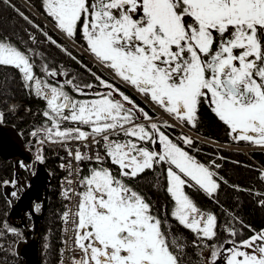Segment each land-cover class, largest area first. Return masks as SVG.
<instances>
[{"label":"snow or ice","instance_id":"1","mask_svg":"<svg viewBox=\"0 0 264 264\" xmlns=\"http://www.w3.org/2000/svg\"><path fill=\"white\" fill-rule=\"evenodd\" d=\"M0 3L39 29L12 0ZM41 3L56 30L73 42L82 39L83 50L98 64L176 122L157 123L94 72L98 84L81 86L74 83L75 77L68 79L67 72H58L46 62L37 69L35 57L40 54L0 35V67L16 70L24 87L45 101L42 115L47 124L31 133L38 137L37 142H80L85 148L92 144L103 148V154L97 150L94 155L68 149L78 164L88 161L97 165L81 177L82 191H65L67 199L71 193L79 197L75 211H65L63 220L73 225L74 243L83 253V264H182L177 252L183 245L169 239L171 230L164 229L168 221L154 212L149 199L129 181L166 166L162 171L171 204L166 215L195 235L193 243L217 239V216L202 210L195 194L215 198L222 177L174 142L165 130L177 124L196 128L200 107L207 104L233 139L264 148V0ZM43 35L72 56L47 32ZM28 40L37 42L31 34ZM61 76L65 79L59 80ZM69 86L78 96L91 98H75L67 90ZM101 88L104 91L98 90ZM69 124L72 126H66ZM179 140L195 148L191 137L181 135ZM36 159L43 163L39 151ZM106 160L118 174L104 166ZM21 167L28 166L21 163ZM260 178L264 180V173ZM8 183L14 181H5ZM260 203L264 205V199ZM244 227L253 233L246 239H238L237 229L229 226L227 246L208 244L205 264H264V229ZM5 228L16 232L7 225ZM73 264H79L75 257Z\"/></svg>","mask_w":264,"mask_h":264},{"label":"flooded vegetation","instance_id":"2","mask_svg":"<svg viewBox=\"0 0 264 264\" xmlns=\"http://www.w3.org/2000/svg\"><path fill=\"white\" fill-rule=\"evenodd\" d=\"M12 3L16 6V8L20 9V11H22L28 17L29 14L33 15L34 18L31 19L29 17V19H31L35 24L39 25L40 27L39 29L33 28L24 19H22L12 7H10L9 5L2 4L5 11L17 15L24 23L23 26L24 31L22 32L21 35L15 37L11 36L9 34V31L5 29L2 30L3 31L2 35L10 36L12 39H14V41L18 42L21 48L30 47L34 49L36 53L40 54L35 57L37 69H39L41 63L46 62L50 68H55L58 72H67L68 79L75 77L74 83L79 84L81 86H83V84L85 83L98 84V82L92 76V73L94 72L97 75L101 76L102 78L113 83L116 87H118L121 92L129 96L137 105H139V107L143 108L146 112H148L149 115H151L157 123H162L164 121H167L170 124L176 123L170 116H168L167 113H164L162 109L152 104L150 100L146 99L143 95L138 93L132 87L122 83L119 79L114 78L113 74L109 70L104 69L100 64H98L91 54L86 53L83 50L84 41L82 39L77 37L76 41L73 42L71 40H68L63 34H61L58 30H56L54 28L53 23L51 22V19L47 17L46 14L44 13L41 0H12ZM43 32H47L59 44L63 45L64 48L69 49L70 52L72 53V56L76 57V59L75 60L72 59V56H69L60 48H57L55 45L49 43L47 39L44 37ZM30 34L36 36L37 42L35 44H33L32 41L28 40V36ZM26 41L27 43H25ZM50 48H53L54 51L52 50L51 52ZM1 69L2 71H4L3 81L6 82L5 83L6 88L8 86V88L11 89V91L16 92L15 87L13 88L10 86V79H12V82H14L13 79L14 80L17 79L20 86L19 88L21 89L22 92L21 94H25V95L30 94L32 95V98L39 100L42 106V108L40 109L41 111L40 113H43V111L46 110L45 101L24 87V82L18 76L16 70L8 67H1ZM45 79L48 78L45 77ZM58 79L63 80L65 79V77L61 76ZM67 90L71 95H73L77 99L91 98V97L78 96L76 93L72 92L70 86L68 87ZM98 90L104 91V89L102 88ZM28 109L30 108L25 104L23 112H25ZM203 110L211 114L216 119V121L220 123L223 133L219 139L217 140L210 139L202 134L199 125H200L201 113ZM43 121H44L43 124L46 125L47 121L45 119H43ZM141 122L145 124L148 123L147 121H141ZM66 126L71 127L72 125L69 124ZM165 131L169 134L170 138L174 140V142L180 144L182 147H185L186 150H188L191 155L195 156L201 163H204L206 166L210 167V169L212 171H215L219 177H222V180L219 181L221 187L215 194V198H209L203 193L195 194L198 204L202 208V210L217 216V220H218L217 239L215 241H197L196 243H193V241L196 240L195 235L190 231H188L187 229H184L181 226H179L174 220L171 219L170 215H166V212H170L171 209L169 198L165 192L166 179L162 171V168L166 166H157L155 171L149 170L145 174H142V176L147 175L149 178H152L149 184L147 182L146 183L144 182L143 185H141L138 180L129 181V183H131L138 191H140L142 194L146 196V198L149 199V201L153 205V210L155 213H157L162 219L168 221L167 223L164 224V229L166 231L169 229L171 230L169 239L171 240L175 238L178 244L183 245V247L178 249L177 252V254L181 258L182 264H205V261L208 258V254L210 252V249L207 247V245L215 244L222 247L227 246V241L228 239H230L228 232L226 231L227 227L229 226L228 224H226V222H224L220 218L221 211L223 210L225 213H227V210L224 209L223 203L220 202L219 199V193L222 191H227V189L230 187L229 180L224 173V169H226L227 163L230 164L238 163L236 160L229 159L228 157L231 156L232 154L240 153L251 159L250 156H253V154L255 153L259 154L260 159L258 158L256 161L260 165L259 177H261L262 168L264 167V148L247 141H239L233 139V136L229 134L230 130L227 128V126H225L221 121L218 120V118L214 115V113L211 111V109L208 107L207 104H202L200 107L199 122L196 128H192L188 125L177 124L175 128L166 129ZM181 135H186L191 137L195 141V148H188L187 146L183 145L182 142L179 140V137ZM97 149L101 152V154H103V148L100 145H97ZM234 152H238V153H234ZM216 165H219V167H216ZM95 166L97 165L94 162L83 163L81 166L80 177L88 175L90 168ZM104 166L111 167L114 174H118V169H116L114 165H111L110 162H108L107 160ZM155 173L157 176L155 175ZM225 181L227 183H225ZM262 181L264 183V180ZM145 187L148 188L149 191L143 189ZM48 189H49V194L47 196V202H46L47 204L42 202L39 205H37L36 208L38 214H41L44 211V217L41 221V224L39 225L41 240L44 239L42 241H47L49 239V237H46L47 240H45L44 235L48 234L50 236L51 235L50 230L52 229L53 226L51 225V223L48 222V215H47L49 200L50 197L52 196L50 184ZM82 190L83 189L80 186L78 192ZM151 191L164 193L166 195V200L160 202L159 197H157L156 195H152ZM63 194L64 192L62 190H59L58 195L60 197L61 204L63 202ZM202 197H205L210 201H212L215 205V208L212 209L202 206L201 204ZM78 202H79V197H77L76 206ZM219 203H221L222 205H219ZM64 209H65V205L62 206L61 208L56 209V215H55V221L59 226V232H60V245H59L60 247H62V243H61L62 224L60 223V220L62 219L61 215H63ZM27 221H28V225L29 223L33 225L34 220L32 218H28ZM240 222L237 224L238 226H236V229L239 232L238 239H246L250 235L249 230L246 227H244V225H246L245 223L242 222L241 224ZM24 231L26 233L25 229ZM186 231L189 234L188 238L183 237ZM47 243L48 245L46 248L49 249L50 247L49 241H47Z\"/></svg>","mask_w":264,"mask_h":264},{"label":"trees","instance_id":"3","mask_svg":"<svg viewBox=\"0 0 264 264\" xmlns=\"http://www.w3.org/2000/svg\"><path fill=\"white\" fill-rule=\"evenodd\" d=\"M0 11V22L2 23V20L5 21L3 29L9 31L11 36L15 37L21 35L24 31L23 21L17 15L5 11L2 3H0ZM29 17L31 19L34 18L31 14H29ZM2 30L1 34L3 33ZM52 50L54 51L53 48H50L51 52ZM3 79L4 71H2L0 67V86L3 84ZM15 80L16 81L14 83L12 82V79H10V86L13 88L15 87L16 92L10 91L5 93L1 90H5V88L0 87V105L6 106L9 103L6 102L11 98L14 101H17L16 98H20L21 102H24V104L30 108L25 112L22 111L18 117H13L12 121H10L14 126H16L18 131L23 134L24 139L27 141L29 134H31L36 128L41 127V125H44L43 119L45 118L42 117L43 115L40 113V109L42 108L40 101L32 98V95L30 94H21L22 92L19 88V82L17 79ZM199 126L202 134L210 139L217 140L223 133L220 123L217 122L211 114L204 110L201 113ZM39 153L43 155V162L47 167L46 169H48L52 175L49 179L52 196L49 200L47 215L48 222L53 225L50 230L51 235H44L45 240H47L46 237H49L47 241H49V250L51 253L50 255H47L46 258L44 254L48 243L47 241H42L40 243L42 251L40 264H59L61 251V247L59 246L60 232L59 226L55 221V215L56 209L61 208L65 203L63 201L61 204V200L58 195V182H60L61 176L59 165L61 164L62 157L60 151L55 148H43L39 151ZM228 158L236 160L238 163H227L226 169H224V173L229 180L230 187L227 191L219 193L220 202L223 203L224 209L227 210V213L223 210L221 211L220 218L226 222L228 226H234L236 228V226H238L237 224L242 221L246 225H250L253 229L260 231L264 229V205L259 203L262 199H264V183L259 177L260 165L256 161L258 158L260 159V155L255 153L253 156H250L251 159H249L245 155L239 153L232 154ZM13 176L14 164L12 161L4 160L0 157V264H24L23 260L16 255V246L20 240L24 239L25 231L23 228L15 226L13 221L9 218L11 205L9 204L7 197L4 195V187L8 185L5 184V181L11 182ZM151 179L152 178L145 175L137 180L141 185H143L144 182L149 184ZM143 189L148 190L146 187ZM151 194L159 197L160 202L166 200V195L162 192L151 191ZM201 200L202 202H200L202 206L212 209L215 208L214 203L209 199L202 197ZM219 205L222 204L219 203ZM234 217L236 218L235 220L233 219ZM60 223L62 224V219L60 220ZM5 225H7L8 228L15 229L16 232L13 233L11 231H7ZM188 236L189 234L186 231L183 237L188 238Z\"/></svg>","mask_w":264,"mask_h":264},{"label":"water","instance_id":"4","mask_svg":"<svg viewBox=\"0 0 264 264\" xmlns=\"http://www.w3.org/2000/svg\"><path fill=\"white\" fill-rule=\"evenodd\" d=\"M24 143V136L15 126L11 124L0 125V157L2 159L9 161L18 158L29 162L31 153L25 149ZM50 178L51 175L45 165L39 164L36 176L30 181V187L22 193L17 203L10 210L9 218L15 226L24 227L26 230L25 238L20 240L16 246V255L24 260V264H40L39 239L37 236H40L39 225L44 217V211L37 214L33 209V205L34 203L47 202ZM10 190V185L4 187L6 197H9ZM28 218L34 220L32 227L27 223ZM18 220L20 222L16 223L15 221Z\"/></svg>","mask_w":264,"mask_h":264},{"label":"built area","instance_id":"5","mask_svg":"<svg viewBox=\"0 0 264 264\" xmlns=\"http://www.w3.org/2000/svg\"><path fill=\"white\" fill-rule=\"evenodd\" d=\"M48 145H51L50 142L46 141ZM71 149L75 151L79 149L81 152H86L90 155H94L96 148L94 144L90 145L88 148H85L84 144L80 142H73L70 143ZM81 163H77L73 157H71L67 162L64 163L66 172L65 178L63 179V184H65L69 190H74L77 192L79 186V168ZM72 180L73 183L69 184L68 181ZM76 199V195L71 193L70 201L67 205L68 210L74 211V200ZM73 225L71 223L63 225V233H62V242H63V249L61 251L60 256V264H73V258L79 261V264H83L82 256L83 253L76 248L73 243L72 236H73Z\"/></svg>","mask_w":264,"mask_h":264},{"label":"rangeland","instance_id":"6","mask_svg":"<svg viewBox=\"0 0 264 264\" xmlns=\"http://www.w3.org/2000/svg\"><path fill=\"white\" fill-rule=\"evenodd\" d=\"M0 13H1V11H0ZM0 21H1V17H0ZM4 20H2V23L0 22V34H1V30L3 29V25H4ZM3 32V31H2ZM2 35V34H1ZM13 81H14V83H15V80L13 79ZM4 82V81H3ZM6 82H4L0 87H4L5 88V90H3V89H1L2 91H4L5 93H8V92H10L11 91V89H9L8 88V86H7V88H6V84H5ZM16 99H20V98H16ZM9 100H12V98L11 99H9ZM8 102V101H7ZM6 102V103H7ZM22 112H20L19 114H21ZM234 153H238V152H234ZM17 170H19V171H17ZM17 171V172H16ZM23 173H25V171L23 170V169H20V168H18V169H16L15 170V173H14V177L12 178V181L11 182H13L14 181V184L13 183H11L14 187H16V188H21V186L22 187H24L25 185H26V182H28L29 181V174L27 173V174H25V175H23V176H19V174H23ZM11 193V191L9 192V194ZM15 202V201H14ZM13 202V203H14ZM16 223H19L20 221L18 220V221H15ZM29 225L30 226H32V224L31 223H29ZM249 236H251L253 233L250 231L249 232ZM248 236V237H249ZM37 238L39 239V253H40V257L42 256V251H41V247H40V243L42 242V240H44V239H42L41 240V236H37ZM50 250L49 249H46V252H45V256H46V258H47V255H50ZM48 261V260H47ZM23 262H24V260H23ZM49 263V262H48Z\"/></svg>","mask_w":264,"mask_h":264},{"label":"bare ground","instance_id":"7","mask_svg":"<svg viewBox=\"0 0 264 264\" xmlns=\"http://www.w3.org/2000/svg\"><path fill=\"white\" fill-rule=\"evenodd\" d=\"M7 105H8V104H7ZM7 105H6V106H7ZM21 112H22V111H21ZM81 144H83V143H81ZM38 169H39V166H38ZM30 189H31V188H30ZM30 189H29V190H30ZM26 193H27V192H26ZM24 195H25V194H24ZM13 204H14V203L11 204V207L13 206ZM10 210H11V209H10ZM14 225H15V224H14ZM23 228H24V227H23ZM24 229H25V228H24Z\"/></svg>","mask_w":264,"mask_h":264}]
</instances>
